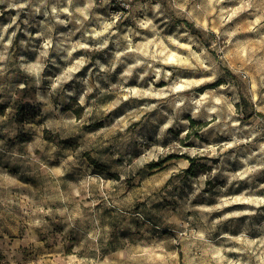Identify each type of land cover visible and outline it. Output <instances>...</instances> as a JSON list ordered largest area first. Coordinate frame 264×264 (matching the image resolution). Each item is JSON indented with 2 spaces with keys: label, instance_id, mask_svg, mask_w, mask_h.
<instances>
[{
  "label": "rangeland",
  "instance_id": "1",
  "mask_svg": "<svg viewBox=\"0 0 264 264\" xmlns=\"http://www.w3.org/2000/svg\"><path fill=\"white\" fill-rule=\"evenodd\" d=\"M0 103V264H264V0H0Z\"/></svg>",
  "mask_w": 264,
  "mask_h": 264
},
{
  "label": "clouds",
  "instance_id": "2",
  "mask_svg": "<svg viewBox=\"0 0 264 264\" xmlns=\"http://www.w3.org/2000/svg\"><path fill=\"white\" fill-rule=\"evenodd\" d=\"M148 23H151L150 21L148 22ZM139 61L137 62V64L136 65H134L133 67H135V66H139ZM129 72L131 71V69H129L128 70ZM146 74V73H145ZM194 83H196V82H194ZM177 90V88L174 86V87H172L171 89H169L168 91H170V92H174V91H176ZM160 94H163V93H160ZM222 97L221 98H216L215 99V104H220L221 103V101H222ZM193 103H195V104H197V105H201V104H203V99L202 100H199V101H193ZM196 111H199V108H197L196 109ZM208 111L209 112H216V111H218V109H216V108H209L208 109ZM171 123V121H169V124ZM237 143H239V141H237Z\"/></svg>",
  "mask_w": 264,
  "mask_h": 264
},
{
  "label": "trees",
  "instance_id": "3",
  "mask_svg": "<svg viewBox=\"0 0 264 264\" xmlns=\"http://www.w3.org/2000/svg\"><path fill=\"white\" fill-rule=\"evenodd\" d=\"M183 22H184V24L186 25V27H188V28H190V29H192V30H195L194 27H193V24H192V23H190V22L187 21V20H184ZM196 34H197L198 36H200L199 33L196 32ZM3 110H4V105H3L2 103H0V112L2 113ZM90 160H91L92 164H94L95 166H99L97 161H95L94 159H90ZM162 164H163V163H151V164H150V168H154V167L162 166Z\"/></svg>",
  "mask_w": 264,
  "mask_h": 264
}]
</instances>
